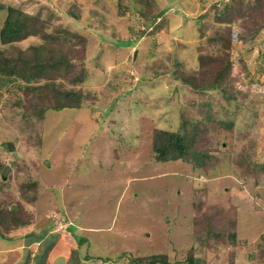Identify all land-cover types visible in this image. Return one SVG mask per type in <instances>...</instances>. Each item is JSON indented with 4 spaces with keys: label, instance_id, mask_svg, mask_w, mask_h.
Segmentation results:
<instances>
[{
    "label": "rangeland",
    "instance_id": "374dc122",
    "mask_svg": "<svg viewBox=\"0 0 264 264\" xmlns=\"http://www.w3.org/2000/svg\"><path fill=\"white\" fill-rule=\"evenodd\" d=\"M0 1L46 18L49 28L61 25L81 37L74 38L73 54H86L83 84L98 96L92 106L49 109L43 118L24 119L25 90L0 86V195L11 199L7 207L26 208L41 219L37 222L53 219V225H60L62 217L72 232L86 237L81 245L86 264H126L122 252L163 254L170 263L182 262L190 249L206 257L204 264H223L218 250L195 237L192 224L193 211L216 212L219 206L220 217L235 218L234 263L261 264L264 29L251 37L244 31L249 19L217 21V10L232 0H155L165 11L147 28L137 11L126 8L133 0H121V7L117 0ZM241 3L252 6L255 0ZM5 16L6 8L0 7V26ZM223 25L236 34L232 32L227 49L217 35L224 34ZM38 41L34 35L18 44ZM225 51L234 61L233 99L218 89L200 92L181 82L180 77L199 69V54L221 56ZM238 60L247 68L239 76ZM193 109L199 116L209 112L213 120L232 121L233 129L205 116V141L196 136L189 144L193 151H207L201 164L187 158L159 161L151 147L153 131L177 130L184 119L192 131L197 120ZM32 180L31 191L22 196L21 185ZM64 226L55 229L58 235ZM41 230L36 228V234ZM65 234L71 240L67 229ZM18 237L15 243L0 237V264L18 262L22 246L32 242L25 233Z\"/></svg>",
    "mask_w": 264,
    "mask_h": 264
},
{
    "label": "trees",
    "instance_id": "16d2710c",
    "mask_svg": "<svg viewBox=\"0 0 264 264\" xmlns=\"http://www.w3.org/2000/svg\"><path fill=\"white\" fill-rule=\"evenodd\" d=\"M126 8L137 11L140 19L148 26H153L158 18H161L165 9L155 5V0H133ZM118 6H122L121 0H117ZM0 7L6 8V16L0 26V43L2 45L11 44L10 48L0 47V86L15 85L22 86L28 95V104H25L24 110L21 113L24 119H29L33 115H40L41 118L47 110H60L63 108H81L82 106H92L97 101V94L93 90L84 87V80L87 77L86 73V54L74 55L78 42L74 43V38L82 39L75 32L67 28L56 25L49 28L47 19L25 12L20 7L12 5V3H4L0 1ZM216 19L222 23L242 19H249L250 23L244 31L247 35L253 34V37L260 29H264V0H255L254 5L241 3V0L226 1L215 13ZM154 27V26H153ZM224 36L218 35V38L225 40L224 48L227 49L232 39V30L228 25H223ZM146 31L141 30L139 35ZM234 33V32H233ZM242 34V33H241ZM39 39L38 42L29 43L22 47L18 44L25 38L34 36ZM37 35V36H36ZM233 36H236L234 33ZM81 43V41L79 42ZM199 69L188 72L181 82L187 84L190 88L200 92L218 89L223 97L233 99L234 93H231L232 69L234 65L233 58L229 51H225L221 56L216 54H199ZM239 71L235 74L240 75L245 71L246 66L242 60L238 62ZM177 64V63H176ZM60 79L62 81H59ZM63 84V85H62ZM190 110V109H189ZM188 110V111H189ZM207 111L205 110V113ZM197 110H192V115H195V120L192 131L185 128L186 119L181 123L182 126L177 130H169L165 127L155 128L152 133L151 147L155 153V157L159 161H175L178 159H189L194 164H201L204 150H194L189 147L195 141L196 136L202 137V134L207 132V124L203 121L213 120L211 113L207 112L199 116ZM211 114V115H210ZM213 122L226 130L233 129V122L229 120L214 119ZM201 141H205L203 139ZM196 145V144H195ZM191 156V157H190ZM189 157V158H188ZM36 180L29 182V185H21V195H26V190L34 186ZM0 184V189H1ZM28 191V192H30ZM35 192V188L32 190ZM41 191V189H40ZM3 200L5 204L3 205ZM9 197L3 198L0 195V237L14 242L19 238L20 233L27 230L29 227L40 228L42 226L43 240L47 239L50 230L53 228V219L49 215L51 223L37 222L35 214H30V210L18 207H7L11 203ZM4 206L6 208H4ZM216 212L209 208H203L192 212L193 231L196 236L203 240L206 248L214 247L218 250L216 257L220 263L235 264L234 257L236 254V245L238 240L237 228L234 226L235 218L231 220L220 217L224 215L219 206L215 207ZM26 211V212H25ZM26 213L29 215L27 219ZM227 214H231L228 212ZM221 215V216H222ZM42 218L45 216L42 214ZM233 221V222H232ZM231 222V224H230ZM42 223V224H39ZM55 223V222H54ZM45 225V226H43ZM47 225V226H46ZM18 231V233H17ZM27 236L35 234L28 231ZM203 234V235H202ZM75 240L79 251V246L85 245V236L70 233ZM40 248L41 254L34 259L30 256L32 247L25 248L23 256L18 260L17 264H48L46 261L49 250L52 247V242H44ZM34 247V246H33ZM264 247V246H261ZM223 249H226L222 253ZM264 250V249H263ZM8 250L5 251V253ZM221 252V254H219ZM4 253V254H5ZM87 255L74 256V264H85L88 258ZM120 256H125L128 259L126 264H204L206 257L195 256L190 249L185 259L182 262L170 263L166 260L163 254H152L147 257L136 256L131 252H122ZM6 258V256L4 255ZM92 258V257H90ZM261 264H264V256H259ZM85 261V262H84ZM72 262V261H71Z\"/></svg>",
    "mask_w": 264,
    "mask_h": 264
},
{
    "label": "crops",
    "instance_id": "0c3cea01",
    "mask_svg": "<svg viewBox=\"0 0 264 264\" xmlns=\"http://www.w3.org/2000/svg\"><path fill=\"white\" fill-rule=\"evenodd\" d=\"M36 226V225H35ZM29 227L27 230H25L24 232L22 233H27L28 231L30 232L31 231H35V229L37 227ZM66 231H62L61 235H58L57 234H54L55 235V241L51 247V249L49 250V253L47 255V258H46V261L48 264H74L75 260H73L74 256L77 254L78 256L83 255L82 252H81V247L79 246V251L76 250V253H74V247L77 248V244L75 242V240L73 238H71V241L67 234H65ZM74 233H78L79 235H83V234H80L78 230H76ZM70 234V233H69ZM26 237H27V234H26ZM63 237H66V239H64ZM27 238H30L32 240V242H30L29 245H27L28 247H23V249L25 248H29V247H32V250L30 252V256L33 257L34 259L36 258L37 256V253L39 252V247L43 246V245H40L39 244V241L40 240L39 238L36 239L34 238L33 235H30L28 236ZM18 240V239H17ZM16 240V241H17ZM69 240V241H68ZM68 241V242H67ZM53 242V241H52ZM41 243V242H40ZM34 246V247H33ZM10 248V247H9ZM8 248V249H9ZM24 251V250H23ZM22 251V252H23ZM32 251H34L32 253ZM41 254V253H40ZM39 254V255H40ZM38 255V256H39ZM20 261V259H19ZM72 261V262H71ZM85 262V261H84ZM19 263V262H18ZM87 262H85L86 264ZM17 264V262L15 263ZM21 264V263H20Z\"/></svg>",
    "mask_w": 264,
    "mask_h": 264
},
{
    "label": "clouds",
    "instance_id": "9594fccd",
    "mask_svg": "<svg viewBox=\"0 0 264 264\" xmlns=\"http://www.w3.org/2000/svg\"><path fill=\"white\" fill-rule=\"evenodd\" d=\"M55 221H56V218L54 219ZM59 223H60V225H58V224H55L54 226H53V228L50 230V232H49V235H51L50 237H48L47 239H45V240H43L44 239V237L45 236H42V233H40V234H36V232L35 231H33V232H35V234H33V236L36 238V239H40V240H38L39 241V244L40 245H42L44 242H47V243H51L52 241V245H53V243H54V241H55V235L54 234H57L58 232H56V230L55 229H58L57 227H62V225H64L65 224V226L62 228L63 230L62 231H66V229L69 231V233H72V231H71V229L69 228V226L66 224L67 223V221L66 220H64L63 221V218L61 217V219H59ZM42 231V230H41ZM28 237V236H27ZM41 242V243H40ZM45 246L43 245V248H44Z\"/></svg>",
    "mask_w": 264,
    "mask_h": 264
}]
</instances>
